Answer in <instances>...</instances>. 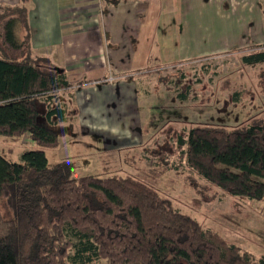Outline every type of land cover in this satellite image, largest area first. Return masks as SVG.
<instances>
[{
	"label": "trees",
	"instance_id": "16d2710c",
	"mask_svg": "<svg viewBox=\"0 0 264 264\" xmlns=\"http://www.w3.org/2000/svg\"><path fill=\"white\" fill-rule=\"evenodd\" d=\"M28 4L0 5V136L28 135L37 147L20 163L0 156V264H264L141 181L76 180L73 166L48 165L43 150L57 147L56 127L68 121L58 94L69 84L63 70L33 53ZM241 64L263 65L264 45ZM170 139L177 158L209 185L264 202V116L234 129L195 125Z\"/></svg>",
	"mask_w": 264,
	"mask_h": 264
},
{
	"label": "crops",
	"instance_id": "0c3cea01",
	"mask_svg": "<svg viewBox=\"0 0 264 264\" xmlns=\"http://www.w3.org/2000/svg\"><path fill=\"white\" fill-rule=\"evenodd\" d=\"M19 1L0 0V5ZM257 4L29 0L30 44L36 56L48 58L67 76L69 89L60 92L58 100L66 105L67 118L74 119V133L115 154L144 144L137 81L163 68L225 52L226 44L232 48L230 40L240 37L245 26L241 28V21L256 19Z\"/></svg>",
	"mask_w": 264,
	"mask_h": 264
},
{
	"label": "rangeland",
	"instance_id": "374dc122",
	"mask_svg": "<svg viewBox=\"0 0 264 264\" xmlns=\"http://www.w3.org/2000/svg\"><path fill=\"white\" fill-rule=\"evenodd\" d=\"M254 16L256 19L241 21V28L245 26L240 37L230 40L235 46L229 49L226 44L225 52L163 68L137 81L142 148L104 153L94 141L78 138L73 131L74 119L68 116L67 123L56 127L57 147L43 150L48 165L73 166L70 177L76 180L115 176L141 181L168 199L181 214L214 230L240 251L255 260L264 256V202L230 197L209 185L177 158L170 139L181 129L195 125L234 129L264 116V64H241L242 56L264 45V0H258ZM239 41L242 45L238 48ZM180 93H188L185 102L177 99ZM36 149L28 135L0 136V156L6 161L20 163L23 153ZM159 157L164 159L160 165L156 160Z\"/></svg>",
	"mask_w": 264,
	"mask_h": 264
}]
</instances>
